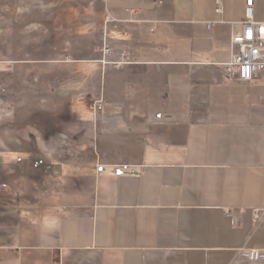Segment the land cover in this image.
Wrapping results in <instances>:
<instances>
[{"label":"crops","instance_id":"0c3cea01","mask_svg":"<svg viewBox=\"0 0 264 264\" xmlns=\"http://www.w3.org/2000/svg\"><path fill=\"white\" fill-rule=\"evenodd\" d=\"M246 3L108 0L127 62L85 116L91 193L8 226L11 264H264V80L225 72Z\"/></svg>","mask_w":264,"mask_h":264},{"label":"rangeland","instance_id":"374dc122","mask_svg":"<svg viewBox=\"0 0 264 264\" xmlns=\"http://www.w3.org/2000/svg\"><path fill=\"white\" fill-rule=\"evenodd\" d=\"M108 7V0H0V234L57 192L78 201L91 193L93 173L80 160L98 146L85 116L105 73L121 71L99 62L107 31L117 29ZM10 251L0 249V264L15 259Z\"/></svg>","mask_w":264,"mask_h":264},{"label":"built area","instance_id":"2783aa9c","mask_svg":"<svg viewBox=\"0 0 264 264\" xmlns=\"http://www.w3.org/2000/svg\"><path fill=\"white\" fill-rule=\"evenodd\" d=\"M235 27L231 38L230 61L225 65L227 76L245 82H253L257 79L264 80V21L255 19L254 0H247L245 19L241 23L235 24ZM115 54L114 48L104 41L100 49L101 58L99 62L103 66L113 65L115 67H120L127 62L112 59ZM118 55L124 59L126 57L125 51H119ZM98 108L101 109L100 104ZM246 255L251 261L263 257V254L258 250H250Z\"/></svg>","mask_w":264,"mask_h":264},{"label":"clouds","instance_id":"9594fccd","mask_svg":"<svg viewBox=\"0 0 264 264\" xmlns=\"http://www.w3.org/2000/svg\"><path fill=\"white\" fill-rule=\"evenodd\" d=\"M55 223H56V221L53 219V220L51 221V224H50V226H54V225H55Z\"/></svg>","mask_w":264,"mask_h":264}]
</instances>
